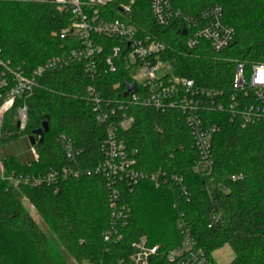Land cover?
Here are the masks:
<instances>
[{"label":"trees","instance_id":"1","mask_svg":"<svg viewBox=\"0 0 264 264\" xmlns=\"http://www.w3.org/2000/svg\"><path fill=\"white\" fill-rule=\"evenodd\" d=\"M131 0H112L102 9V16L113 20L123 17L121 5ZM173 16L158 24L149 0H135L131 21L140 35H148L167 45L161 55L174 60L179 75L193 79L196 86L233 92V78L238 63L249 66L264 63V0H170ZM220 6L225 23L235 35L223 50L214 51L202 40L190 49L185 45L189 30L186 17L198 16L203 10ZM73 20L71 9L59 10L50 0H0L1 56L12 69L26 75L47 60L67 56L81 47L78 37L61 33ZM102 47L97 72L85 71L84 61L70 59L68 65L46 71L38 78L34 93L25 99L28 120L24 130L17 126L16 99L5 114L0 140V158L7 174L33 175L50 169L68 170L56 187L46 183H20L13 187L0 177V264H71L55 247L52 235L66 255L79 263L120 264L119 260L134 251L132 243L146 237L151 246L158 245L150 264H176L167 253L180 245L182 235L177 220L183 217L196 246L209 257L225 244L234 251L230 264H264V117L243 124L230 120L224 110H205L208 123L216 122L219 130L212 138L214 165L210 175L195 173L191 164L198 156L193 146L186 114L178 108L157 110L130 100L139 92L131 83L129 68L114 60L113 71L106 64L118 44L115 37L93 35ZM100 93L102 108H114L109 121L125 112L134 123L119 136L128 148L137 150L138 168L161 170L171 179L156 187L148 180L122 188V201L131 208L125 225H118L119 241L106 242L104 233L111 225L110 189L106 175L99 170L105 160L103 145L107 124L96 119L88 88ZM0 103L5 93L0 90ZM243 97V94L240 96ZM222 97H216V102ZM122 105V106H121ZM49 119V130L42 142L31 145L38 155L15 152L7 148L19 136L29 137ZM61 135L69 137L73 157L69 158ZM211 185L219 218L211 215L207 186ZM187 192L188 196L184 193ZM188 198V199H187ZM27 200L48 229L42 228L25 205Z\"/></svg>","mask_w":264,"mask_h":264},{"label":"built area","instance_id":"2","mask_svg":"<svg viewBox=\"0 0 264 264\" xmlns=\"http://www.w3.org/2000/svg\"><path fill=\"white\" fill-rule=\"evenodd\" d=\"M50 1L54 2L59 10L71 9L73 20L70 26L62 31L61 37L72 34L80 39L82 45L67 56L50 58L36 67L30 75L24 74L19 69H12L10 63L2 58L0 49V90L5 93L4 99L0 103V140L5 114L13 108L16 99L24 100L17 109L16 120L17 126L20 129H25L28 120V105L25 99L34 93L38 86V78L43 73L68 65L70 59H77L84 61L87 73L91 76L95 75L102 47L98 45L93 35L115 37L118 40V44L113 47L112 55L106 59V64L111 70L116 69L115 59L129 68L130 74L133 69H139L138 75L131 74V83L136 84L140 89L139 92L130 93L132 102L157 110L164 111L168 108L180 107L184 111L186 122L191 128L193 146L198 151L197 158L191 164L195 173L203 172L210 175L214 165L211 152L212 138L219 130V126L216 122L208 123L204 118L205 110L221 111L227 107L230 120H239L243 124L254 123L264 117V63H253L249 66L238 63L233 78V92L224 96L221 91L196 86L193 79L179 75L177 66L175 73L168 69V64L171 61L161 58V55L167 50V45L148 35H140L137 26L131 21L130 12L135 0H131L128 4H122L120 7L123 17L113 20L106 19L101 12V9L112 0ZM149 1L153 16L158 24H166L174 15H180L179 12L172 11L170 0ZM185 21L189 30L185 45L190 49L204 40L214 51L219 52L230 44L235 35L233 27L225 23L223 10L220 6L209 7L198 16L186 17ZM88 91L97 121L108 122L107 139L103 145L105 160L98 169L106 175L111 187L109 203L114 219L104 233V240L115 242L121 239L118 225H125L131 213V208L122 201L123 187L135 186L141 180H148L156 187H160L168 181L181 183L182 178L173 175L169 179L166 173L161 174V170L150 172L139 169L137 150L128 148L119 136L120 130H127L132 126L134 116L124 112L121 118L109 121L110 114L115 113L114 108L106 107L104 110L100 93L93 86H90ZM242 94L243 97H240ZM218 96H221L222 99L216 102ZM60 140L67 156L73 157V145L70 138L61 135ZM32 152L34 157L38 158L33 148ZM3 170H5L4 162L0 158V177L7 180L13 187H17L20 183L34 185L46 183L56 187L59 179L65 178L68 174L66 168L61 170V174L55 169H50L45 173L25 176L7 174ZM184 193L188 196L186 191ZM207 193L212 202L211 215L213 219H218L220 213L211 185L207 186ZM177 227L181 232L182 242L168 251L167 257L171 262L176 264H217L213 258L196 246V241L183 217L177 220ZM131 246L134 251L128 256V260L120 259V264H150L152 256L157 254L159 249L158 245L151 246L146 237L133 242Z\"/></svg>","mask_w":264,"mask_h":264},{"label":"rangeland","instance_id":"3","mask_svg":"<svg viewBox=\"0 0 264 264\" xmlns=\"http://www.w3.org/2000/svg\"><path fill=\"white\" fill-rule=\"evenodd\" d=\"M168 69L170 71H173L174 73L176 72V70H175L176 69V64H175L174 61H171L168 64ZM138 73H139V69L138 68H135V69H133L131 71L132 75H138ZM22 130H24V129H21V131ZM30 146H31V143H30L29 137L21 135L14 142L8 144V146H6V147L9 148L12 151L17 152V153L18 152L27 153L30 150L32 151ZM3 172L6 173V170H3ZM24 201H25L26 207L29 209V211L32 214L33 218L37 221V223L42 228L47 230L48 229L47 225L42 221L40 216L36 213L35 209L29 204V202L27 200H24ZM52 239L55 242V247H57V249H58L57 251L61 252L63 255H65L68 258V261L71 264H81V263L77 262L75 259L70 258L68 255H66V253L63 250V248L60 247L58 242H56V240H55L56 238H55L54 235H52ZM212 256H213V259L217 262V264H230L231 261L234 259L235 254H234V251L232 250V248L228 244H225L222 247L214 250L212 252Z\"/></svg>","mask_w":264,"mask_h":264},{"label":"water","instance_id":"4","mask_svg":"<svg viewBox=\"0 0 264 264\" xmlns=\"http://www.w3.org/2000/svg\"><path fill=\"white\" fill-rule=\"evenodd\" d=\"M49 130V119L46 118L43 121V124L40 128L33 131V133L29 136V140L31 145H34L37 141V137L39 138V142H42L43 140V134L44 132H47Z\"/></svg>","mask_w":264,"mask_h":264}]
</instances>
